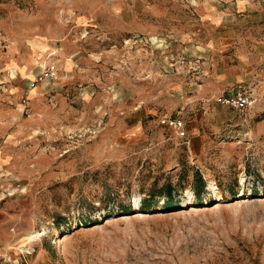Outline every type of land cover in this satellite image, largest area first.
<instances>
[{
	"label": "rangeland",
	"instance_id": "374dc122",
	"mask_svg": "<svg viewBox=\"0 0 264 264\" xmlns=\"http://www.w3.org/2000/svg\"><path fill=\"white\" fill-rule=\"evenodd\" d=\"M0 264H264V0H0Z\"/></svg>",
	"mask_w": 264,
	"mask_h": 264
},
{
	"label": "built area",
	"instance_id": "2783aa9c",
	"mask_svg": "<svg viewBox=\"0 0 264 264\" xmlns=\"http://www.w3.org/2000/svg\"><path fill=\"white\" fill-rule=\"evenodd\" d=\"M56 71L55 64L44 66L34 78L30 80V89L53 78ZM26 101L27 98H22V103H26ZM215 101L223 106L232 108L240 114H245L254 106L256 98L254 90L249 86L225 85L221 92L215 96ZM160 124L176 131H180L183 128V121L177 116H164L161 118ZM215 187L217 188L216 185Z\"/></svg>",
	"mask_w": 264,
	"mask_h": 264
},
{
	"label": "bare ground",
	"instance_id": "6f19581e",
	"mask_svg": "<svg viewBox=\"0 0 264 264\" xmlns=\"http://www.w3.org/2000/svg\"><path fill=\"white\" fill-rule=\"evenodd\" d=\"M33 91H34V89L31 90L30 93L32 94ZM236 200L237 201H236V203L234 205H238V204L244 203V199H242V198H238ZM136 203H137V201H136ZM217 206H219V205H217ZM190 208H191L192 211L196 210L195 207H190ZM132 215H133V217H136V216H140L141 213L140 212H136V213H132ZM132 215L131 214L119 215L120 217L118 219H116L117 217H111L108 222H112V221H116V220H126V219L132 217ZM42 235H43V233H41L40 231H33L26 237V240L32 241L34 238H37V237L42 236Z\"/></svg>",
	"mask_w": 264,
	"mask_h": 264
},
{
	"label": "trees",
	"instance_id": "16d2710c",
	"mask_svg": "<svg viewBox=\"0 0 264 264\" xmlns=\"http://www.w3.org/2000/svg\"><path fill=\"white\" fill-rule=\"evenodd\" d=\"M199 182H201V183H202V180H201V178H199Z\"/></svg>",
	"mask_w": 264,
	"mask_h": 264
}]
</instances>
